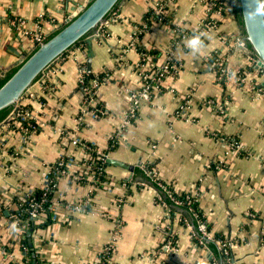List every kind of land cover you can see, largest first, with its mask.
I'll return each mask as SVG.
<instances>
[{"label": "crops", "instance_id": "crops-1", "mask_svg": "<svg viewBox=\"0 0 264 264\" xmlns=\"http://www.w3.org/2000/svg\"><path fill=\"white\" fill-rule=\"evenodd\" d=\"M85 1L0 0V72L6 73L34 46L26 32L15 29L13 20H22L25 31L35 33L39 25L49 35L55 30L50 19L59 26L65 24ZM158 1L124 0L92 39L90 72L106 74L96 96L107 114L77 119L82 100L79 65L88 72L87 45H75L51 65L45 83L38 79L29 87L33 96L23 101L37 114L40 130L24 142L5 119L0 122V264L21 262L24 237L31 241L39 259L36 264H97L102 248L112 240L111 264H211L213 253L195 242L185 225L189 212L178 207L170 213L156 202V189L138 170L147 163H155L163 183L178 191H196L211 233L232 242L230 258L220 264H264L260 243L264 228V74L255 69L256 57L249 48L236 45L241 23L231 6L222 16H213L217 25L202 32L211 39L193 55L186 41L209 16L207 0L168 3V20H153L136 45L161 50L158 59L157 54L150 55L157 64L170 55L181 67L162 80L160 91L152 93L149 101L142 102L132 123H123L129 93L141 87L136 69L140 52L129 43L147 10ZM175 26L188 36L178 38L172 33ZM212 56L226 68L223 83L222 74L209 65ZM242 70L250 74L251 82L237 80ZM183 98L189 99L187 119L174 114ZM208 98L215 100L216 107L202 104ZM72 135L133 169L106 164V182L95 188L89 179L74 182L62 176L52 195V222L34 228L30 237V224H22L25 236L11 213L18 209L24 191L41 187L47 165L65 153L83 158L79 149L69 145ZM223 138L238 141L241 150H231ZM112 139L116 145L108 150ZM216 160L223 167L209 168ZM69 170L76 173L80 167ZM85 200L83 211L69 207ZM40 219L42 215L36 222ZM168 241L173 248L165 250L163 244Z\"/></svg>", "mask_w": 264, "mask_h": 264}, {"label": "built area", "instance_id": "built-area-1", "mask_svg": "<svg viewBox=\"0 0 264 264\" xmlns=\"http://www.w3.org/2000/svg\"><path fill=\"white\" fill-rule=\"evenodd\" d=\"M161 1L162 0H159L152 6L153 14L158 19H159V14L163 13L168 3L171 2L172 0H168L167 3H163ZM225 2L226 1L224 0H207L208 11L210 12V14L205 20L199 23L200 24L199 29L194 30L191 33V36L194 33L204 32L210 28H214L217 25V19H215L213 16L216 15L220 17L223 15L224 9H225L224 7ZM50 21L52 22V25L54 24L55 29L59 27V25L55 22L54 19H50ZM12 24L15 27V29L21 30L22 32H26L27 35L30 36L35 46H37L42 39L48 36L47 34H45L44 31H42L39 25L37 26L39 31L35 33H30L28 31H25V29H23L25 27H24V22L22 20L15 19L13 20ZM204 28H206V30H204ZM146 30H147V23L143 20L140 26L135 28V31L133 34L134 36L129 43L130 45L129 47L131 48L135 47L139 39L138 36L146 32ZM172 33H174L178 38L188 36L186 31L176 26L172 29ZM239 40L240 39L236 40V45L246 49L247 47L244 46V42L241 41L239 43L238 42ZM139 55H140V61L137 64L136 69L141 78V87L140 89L136 91H131L129 93V96L127 99V107L122 113V119L125 125L132 123L136 119L137 111L140 105L142 104V102L149 101L151 99L152 93L156 91H160L162 80L169 74L177 73L181 67L180 62L173 59L172 56L170 55H167L166 60L161 64L155 63L152 60V57H150V55H146L145 53H142V52H140ZM211 66L212 68H214V65H211ZM50 67L44 72H42V75L38 78L40 81H44L45 83L46 81L45 79L49 76L48 71ZM50 71H51L50 75H53L52 73L53 71L52 70ZM258 71L264 74L262 70H258ZM223 72H224V69L220 68V75ZM78 74H79L78 83L81 85L84 82V78L86 76L85 68L82 67V65H79ZM236 78L240 83L244 84L246 82H249L251 77H250V74L248 73L238 72L236 75ZM101 81H103V79ZM101 81L92 80L90 81L89 84L83 87H80V90L82 93V100H81V105H80V111L77 116V119L79 121H82L86 115L91 116L93 118H100L104 116L105 114H107L105 108L98 101L97 96H96L97 87ZM32 96L33 94L32 92H30L28 88V90L22 95L21 100L13 107L9 115L5 118L7 125L12 126V128L10 129L19 132L24 142L27 141L28 137L32 133L37 131L40 125H42L40 121L38 120L37 114L33 110H29L28 108L20 105L22 101H25L31 98ZM39 103L41 105L43 104L42 101H40ZM202 104L206 106L216 107L215 100L210 99V98L205 99L202 102ZM188 108H189V99L183 98L177 106V109L174 113L175 116L187 119L188 118V115H187ZM223 140L227 143V145L229 146L231 150L240 151L242 148L239 142L236 140H233V139L226 140L224 138ZM69 145L74 148L79 149L84 154V156L87 150H92V147L87 142H85L84 140L74 135L71 136V139L69 140ZM98 152L100 153L103 161L106 163V159H107L106 152H104L103 150H98ZM64 155H66V158H67L66 160L64 159L62 155L55 162L46 166L44 177H43L42 184L40 187L43 191L38 198L35 197L34 189L26 190L23 192L22 201L26 203L27 207L25 209L29 213L31 218L37 219L44 213L45 209L43 207V204L47 201L51 202L50 210H51L52 216L54 215L53 212H54L55 206H54L52 197L48 198V194L56 190L58 180L62 176L67 175L74 182H77L81 179H89V181L94 186L93 188H95L97 184H103L106 182L105 176H104L103 181H100L99 178L96 176V174L98 173L105 172V166L99 165L93 168L81 162L82 161L81 157L76 159L70 153H65ZM212 164L214 165L215 168L223 167L222 161H219V160L212 162ZM74 166L80 167V170H78V172L76 173H72L69 170L70 167H74ZM211 166L212 165L210 163L208 167L210 168ZM146 175L152 181H156L159 187H161L162 189H166L165 184L159 178L155 167H152L151 169L146 170ZM190 196L196 200L197 198L196 191L191 192ZM156 199L157 201H159V203H161L165 207V209H167V211H169V207L165 204V202L161 201V198L157 190H156ZM191 199L192 198L187 197L188 202H190ZM172 200L175 204L182 203L179 200H176L174 198H172ZM87 203H88V200H85L82 203L81 201H79L75 203L74 205L72 204L69 207L73 209L74 211H81V210L83 211L86 208L85 206ZM193 213L194 215H196L195 212ZM185 225L191 231L192 235L198 239L197 240L198 244L206 247L205 242H204L205 240L213 241L217 245L218 249L222 250L224 254L228 253L229 246L231 245L232 242L230 243L228 239L216 238L211 233V231L207 228L206 221L204 219H201V218L197 219V231L199 233V237L194 234V229L190 225V223L185 222ZM261 234H264V228L262 229ZM260 243L262 244V247H264V244L261 242V239H260ZM113 247H114V241L112 240L102 248L99 254V257H98L97 264H111L110 258H111ZM163 248L165 250H170L173 248V245L170 241H168L163 244ZM22 251L24 252V255H25V252L27 251L26 247L23 246ZM211 264H215V263L211 262Z\"/></svg>", "mask_w": 264, "mask_h": 264}, {"label": "water", "instance_id": "water-1", "mask_svg": "<svg viewBox=\"0 0 264 264\" xmlns=\"http://www.w3.org/2000/svg\"><path fill=\"white\" fill-rule=\"evenodd\" d=\"M124 0H86L66 20L65 25L55 30L32 50L24 59L16 61L9 70L0 74V121L21 100L28 88L47 70L54 61L64 55L81 39L87 45L86 71L90 72L92 57L91 43L102 24ZM246 0H235L240 17V40L255 55V69L264 72V26L247 22L244 18ZM262 84L264 85V77ZM106 164H113L132 171L133 167L121 161L107 158ZM140 164V163H139ZM33 228L27 235L30 237ZM31 245L30 239H28ZM31 264H35L33 260Z\"/></svg>", "mask_w": 264, "mask_h": 264}, {"label": "trees", "instance_id": "trees-1", "mask_svg": "<svg viewBox=\"0 0 264 264\" xmlns=\"http://www.w3.org/2000/svg\"><path fill=\"white\" fill-rule=\"evenodd\" d=\"M167 1L168 0H162L161 2L167 3ZM229 6H231V8H232L231 11H232L233 15L235 16V18L238 19L239 22H241L240 21V17L238 15L237 8L235 6V0H226L224 7L226 8V7H229ZM167 12H168V6H166V8L164 9L163 13L159 14V20L161 19V21H163V22L167 21L168 17H169V16H167ZM155 19L158 20V18H156V16L153 14V9L149 8L147 10L144 18H143V20L147 23V30L150 28V26L152 24V21L155 20ZM63 25H65V24H63ZM63 25L59 26L55 30L59 29ZM138 38H141V35H139ZM75 45H81L82 48H86V43L84 42L83 39H81L80 41L76 42L74 44V46ZM136 46H137V49L139 50V52L145 53L146 55L157 54L158 55V57L156 56L157 59L161 57L160 56L161 55V50L157 49L156 47L152 46L150 48H147L146 46L141 45V44H138ZM35 47L36 46L34 45L33 48L31 49V51L29 53H27L25 58L32 52V50ZM209 62H210L209 63L210 66L214 65V69L217 70V74L220 73V68L226 69L225 66L223 65V63H218L219 60L215 56H212ZM240 73H244V71L242 70V71H240ZM225 75H226L225 73H222V83H223V80L226 77ZM105 76H106L105 72H101L98 75H93L91 72H88V73H86V76L84 78V82L81 85L79 84L78 86H79V88L83 87V86L89 84L90 81H92V80L101 81L103 79V77H105ZM29 99H31V98H29ZM20 105L23 106V107L28 108L29 110L33 109L28 103L23 102V101L20 103ZM3 120H1L0 122H2ZM11 128H12V126H11ZM39 130L40 129L38 128L37 131H39ZM87 143L92 147V150H87L86 151L85 157L82 158L81 162H83L86 165H89V166H91L93 168L96 167V166H99V165L105 166L106 163L103 161L100 153L98 152L97 147L95 145L89 143V142H87ZM115 145H116L115 139L110 140L109 141V145H108L109 146L108 150H111ZM63 157H64L65 160L67 159L66 155H63ZM154 166H155V163H147V164L142 165L141 168H138V170L139 171L142 170L145 173L147 181L157 190V192H158V194H159V196L161 198V201L165 202V204L169 207L170 213H174L178 207H182L186 211L189 212L190 217H189V222L188 223H190V225L193 227L194 234L199 237V233L197 231V219L201 218V219L205 220V217L203 216L202 211L198 207L197 198L195 200V199H193V197L190 196L191 195V191H178L174 187H172L170 185H167L165 183L164 184H165L166 189H162L161 187H159L157 185L156 181H152L146 175V170H149V169H151ZM212 168H215L213 164H212ZM96 176L99 178L100 181H103L104 180V176H105V172L98 173V174H96ZM197 187H198V183L195 184V188H197ZM42 191L43 190L41 188H35L34 189L35 197L38 198L40 196V194L42 193ZM53 193L54 192L49 193L48 194V198H51ZM187 197L192 198L190 200V202H188ZM172 198H174L176 200H179L182 203L181 204H175L173 202ZM156 202H159V201H157V199H156ZM17 204H18L19 207H18L17 210H13L12 211L11 216H12V218H15L17 220V222H18L17 225H18L19 229H21L20 230L21 234H24L25 236H26V230H25V228L22 227L23 226L22 224H26V223L30 224V227L33 228V229L34 228L35 229L36 228H45L53 220L52 217H51V210H50L51 202L50 201H47V202H45L43 204V207H44L45 211L42 214V219H40L38 222H36L37 219H33V218L30 217L29 213L25 209L27 207V205H26V203L24 201L20 200V201H18ZM193 212H195L196 215H194ZM181 222L184 223V220L183 221L181 220ZM206 225H207V223H206ZM207 228L209 229L208 225H207ZM214 236L216 238L227 239V238H224L223 236H221L219 234H216ZM260 239H261V242L264 244V234H260ZM197 240L198 239L196 237H194V241L198 242ZM228 241L231 243L230 239H228ZM204 242H205L206 248H208L214 255V258L211 261L212 263L214 262L215 264H220V260H222V259L228 260L230 258V256H231L230 248H231L232 243L229 246L228 253L224 254V252L222 250L218 249L217 245L213 241L205 240ZM20 243H21V248L24 246L27 249V251L25 252V255L22 257L21 262H19V263H17V262H9L8 264H22V263L23 264H31L33 260L35 261V264L38 263L39 259H38L37 255H35L36 253L34 252L33 247L28 244V241H27L26 237H24L20 241ZM23 254H24V252H23ZM27 259H28V261L26 263Z\"/></svg>", "mask_w": 264, "mask_h": 264}, {"label": "clouds", "instance_id": "clouds-1", "mask_svg": "<svg viewBox=\"0 0 264 264\" xmlns=\"http://www.w3.org/2000/svg\"><path fill=\"white\" fill-rule=\"evenodd\" d=\"M243 15L247 22L264 26V0H246ZM207 39H211V37L206 33H194L187 39L185 46L193 55H196L206 47Z\"/></svg>", "mask_w": 264, "mask_h": 264}, {"label": "flooded vegetation", "instance_id": "flooded-vegetation-1", "mask_svg": "<svg viewBox=\"0 0 264 264\" xmlns=\"http://www.w3.org/2000/svg\"><path fill=\"white\" fill-rule=\"evenodd\" d=\"M27 54H24L23 56H22V58L21 59H23L25 56H26ZM0 76H1V74H0Z\"/></svg>", "mask_w": 264, "mask_h": 264}]
</instances>
